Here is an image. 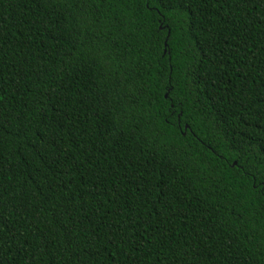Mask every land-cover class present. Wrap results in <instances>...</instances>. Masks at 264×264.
<instances>
[{
  "label": "trees",
  "instance_id": "1",
  "mask_svg": "<svg viewBox=\"0 0 264 264\" xmlns=\"http://www.w3.org/2000/svg\"><path fill=\"white\" fill-rule=\"evenodd\" d=\"M0 264H264V0H0Z\"/></svg>",
  "mask_w": 264,
  "mask_h": 264
},
{
  "label": "water",
  "instance_id": "2",
  "mask_svg": "<svg viewBox=\"0 0 264 264\" xmlns=\"http://www.w3.org/2000/svg\"><path fill=\"white\" fill-rule=\"evenodd\" d=\"M165 97V96H164Z\"/></svg>",
  "mask_w": 264,
  "mask_h": 264
}]
</instances>
